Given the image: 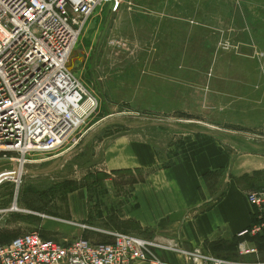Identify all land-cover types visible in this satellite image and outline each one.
<instances>
[{"label": "rangeland", "instance_id": "rangeland-1", "mask_svg": "<svg viewBox=\"0 0 264 264\" xmlns=\"http://www.w3.org/2000/svg\"><path fill=\"white\" fill-rule=\"evenodd\" d=\"M68 66L97 107L74 141L31 153L21 175L0 160V245L34 231L63 241L90 225L103 227L66 223L69 193L79 187L88 189L91 215L102 200L122 213L133 184L150 168L110 169L109 146L120 138L152 145L165 166L180 158L189 135L264 134V0H123L117 11L99 6ZM137 232L154 239L152 232ZM218 243L212 254L234 258L228 243Z\"/></svg>", "mask_w": 264, "mask_h": 264}, {"label": "built area", "instance_id": "built-area-1", "mask_svg": "<svg viewBox=\"0 0 264 264\" xmlns=\"http://www.w3.org/2000/svg\"><path fill=\"white\" fill-rule=\"evenodd\" d=\"M123 0H0V160L23 169L31 153L47 154L74 141L97 107L68 64L99 6ZM86 103L88 106L84 107ZM252 224L241 229L238 258L182 250L190 264H264V189L247 193ZM107 242L76 237L66 243L39 232L0 245V264H164L156 249L177 244L118 230ZM172 244V245H171ZM241 257H253L246 260Z\"/></svg>", "mask_w": 264, "mask_h": 264}, {"label": "crops", "instance_id": "crops-1", "mask_svg": "<svg viewBox=\"0 0 264 264\" xmlns=\"http://www.w3.org/2000/svg\"><path fill=\"white\" fill-rule=\"evenodd\" d=\"M114 143L109 146L110 169L135 165L149 167L150 173L133 184L128 207L123 206L122 213L102 200L91 215L88 189L71 191V221L66 223L103 222V227L89 224L79 237L107 242L111 237L104 233L106 230L135 235L137 231H149L158 241L174 238L178 247L188 250L211 252L213 241L228 243L226 251L235 253L229 257L238 258L237 246L231 243H238L237 233L255 220L247 193L264 189L263 133L248 137L189 135L179 148L180 158L165 166L160 165L152 145L128 138ZM113 221L117 224L109 223ZM121 222L134 226V230L126 232ZM157 255L164 264H190L182 252L175 250L158 249Z\"/></svg>", "mask_w": 264, "mask_h": 264}, {"label": "trees", "instance_id": "trees-1", "mask_svg": "<svg viewBox=\"0 0 264 264\" xmlns=\"http://www.w3.org/2000/svg\"><path fill=\"white\" fill-rule=\"evenodd\" d=\"M74 190V189H73ZM72 190V191H73ZM13 239V238H12ZM263 241L264 242V238H260V239H258V241ZM11 241V240H10ZM239 241V240H238ZM218 242H220V241H213L212 243H211V245H212V249H218L219 248V245H220V243H218ZM231 245L233 246V245H238V243L236 242V241H232V243H231ZM261 246V245H260ZM260 248H263L264 249V245L262 244V246L260 247ZM236 250H237V247H236Z\"/></svg>", "mask_w": 264, "mask_h": 264}, {"label": "bare ground", "instance_id": "bare-ground-1", "mask_svg": "<svg viewBox=\"0 0 264 264\" xmlns=\"http://www.w3.org/2000/svg\"><path fill=\"white\" fill-rule=\"evenodd\" d=\"M88 105H89V103H86L84 107H86V106H88ZM19 172H20L19 175H21V169L19 170ZM170 243H172V242H170ZM171 245H172V244H171Z\"/></svg>", "mask_w": 264, "mask_h": 264}]
</instances>
